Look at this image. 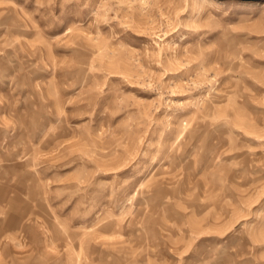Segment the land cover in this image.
<instances>
[{"label":"rangeland","instance_id":"374dc122","mask_svg":"<svg viewBox=\"0 0 264 264\" xmlns=\"http://www.w3.org/2000/svg\"><path fill=\"white\" fill-rule=\"evenodd\" d=\"M0 264H264V0H0Z\"/></svg>","mask_w":264,"mask_h":264}]
</instances>
